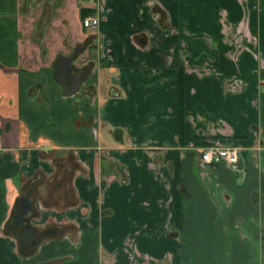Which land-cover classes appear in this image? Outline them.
<instances>
[{
  "label": "crops",
  "instance_id": "crops-1",
  "mask_svg": "<svg viewBox=\"0 0 264 264\" xmlns=\"http://www.w3.org/2000/svg\"><path fill=\"white\" fill-rule=\"evenodd\" d=\"M0 264H264V0H0Z\"/></svg>",
  "mask_w": 264,
  "mask_h": 264
},
{
  "label": "built area",
  "instance_id": "built-area-1",
  "mask_svg": "<svg viewBox=\"0 0 264 264\" xmlns=\"http://www.w3.org/2000/svg\"><path fill=\"white\" fill-rule=\"evenodd\" d=\"M97 22V18L94 16L86 15L81 18V24L86 27H95ZM198 152L199 160L206 164H215L220 161L232 164L237 160L236 147L218 139L201 145Z\"/></svg>",
  "mask_w": 264,
  "mask_h": 264
},
{
  "label": "trees",
  "instance_id": "trees-1",
  "mask_svg": "<svg viewBox=\"0 0 264 264\" xmlns=\"http://www.w3.org/2000/svg\"><path fill=\"white\" fill-rule=\"evenodd\" d=\"M84 16H86V15H84ZM84 16H82V17H84ZM81 17V18H82ZM177 87H178V96H177V105H178V128H179V130H180V133H181V118H182V113H183V107H182V91H181V77H179L178 76V85H177ZM180 133H179V135H180ZM173 166H174V168H173V176H174V181L176 182L177 180H176V178H175V174H176V167H175V165H176V159H175V157H174V160H173ZM173 210H174V212L176 213V211H177V202H174V204H173Z\"/></svg>",
  "mask_w": 264,
  "mask_h": 264
},
{
  "label": "water",
  "instance_id": "water-1",
  "mask_svg": "<svg viewBox=\"0 0 264 264\" xmlns=\"http://www.w3.org/2000/svg\"><path fill=\"white\" fill-rule=\"evenodd\" d=\"M23 214H24V210L22 208H20L18 211H16V213L12 217L14 225H16L17 221H21L22 220ZM20 226L24 230L23 233H20V236H27L28 237L29 234L32 235L33 231L31 229H28V223H22Z\"/></svg>",
  "mask_w": 264,
  "mask_h": 264
},
{
  "label": "flooded vegetation",
  "instance_id": "flooded-vegetation-1",
  "mask_svg": "<svg viewBox=\"0 0 264 264\" xmlns=\"http://www.w3.org/2000/svg\"><path fill=\"white\" fill-rule=\"evenodd\" d=\"M19 207L23 209V207H22V203H20Z\"/></svg>",
  "mask_w": 264,
  "mask_h": 264
}]
</instances>
